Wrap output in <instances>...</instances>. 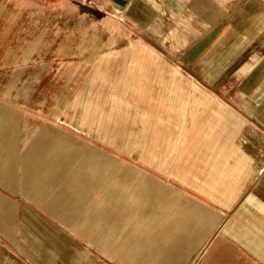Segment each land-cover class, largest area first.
<instances>
[{"label":"crops","instance_id":"obj_1","mask_svg":"<svg viewBox=\"0 0 264 264\" xmlns=\"http://www.w3.org/2000/svg\"><path fill=\"white\" fill-rule=\"evenodd\" d=\"M107 1L140 28L123 80L128 89L138 76L135 96L105 100L130 105L113 140L131 160L109 173L105 163L84 162L46 183L49 165L66 161L57 155L64 142L41 133L20 171L5 155L17 145V124L0 104V264H264V161L234 155L248 151L235 136L264 121V1L191 0L177 65L144 47L160 25L150 6ZM149 70L162 80L146 79ZM14 82L5 94H18ZM98 97L90 90L77 99L94 105Z\"/></svg>","mask_w":264,"mask_h":264},{"label":"rangeland","instance_id":"obj_2","mask_svg":"<svg viewBox=\"0 0 264 264\" xmlns=\"http://www.w3.org/2000/svg\"><path fill=\"white\" fill-rule=\"evenodd\" d=\"M6 1L0 0V104L10 109L18 130L13 137L17 142L15 150L5 155L16 158L15 167L23 171V154L41 133L59 138L64 143L57 155L66 161L60 168L49 165L50 174L44 181L49 184L66 179L72 167L84 162L105 163L109 173L114 172L113 162L131 160L113 140L122 132L121 117L128 116L126 109L130 105L106 104L105 100L111 93L127 99L135 96L138 76L129 77L134 86L128 89L123 87V80L126 67L134 59L131 51L141 39L140 28L135 29L125 18L124 10L107 0H11L18 3L16 7L7 6ZM143 1L160 25L154 24L152 33H148L153 36L150 44L146 42L148 47L140 41L141 45L162 53L177 65L183 35L193 22L191 0ZM233 1L224 0L226 5ZM258 59L256 54L253 60ZM96 66L103 70L102 75L95 76V88H87L97 75ZM152 71L147 72L146 79L162 80ZM229 77L230 74L225 75L222 81ZM9 78L15 80L18 97L4 92ZM90 90L99 94L98 104L77 99L87 96ZM250 124L241 136H235L234 142L248 151L234 155L243 160L264 161V121L258 124L251 120ZM143 155L144 151L139 158ZM48 223L44 218L41 221L43 225ZM0 242L3 244L1 239ZM21 259L32 264L29 258Z\"/></svg>","mask_w":264,"mask_h":264}]
</instances>
